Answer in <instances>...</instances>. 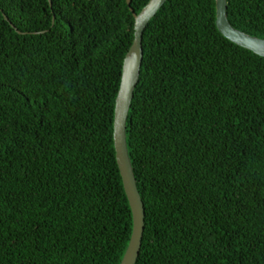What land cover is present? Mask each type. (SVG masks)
<instances>
[{
    "label": "trees",
    "instance_id": "16d2710c",
    "mask_svg": "<svg viewBox=\"0 0 264 264\" xmlns=\"http://www.w3.org/2000/svg\"><path fill=\"white\" fill-rule=\"evenodd\" d=\"M147 1L0 0V264L119 263L114 99ZM214 19V0H165L141 33L134 264H264V56ZM226 19L264 39V0H226Z\"/></svg>",
    "mask_w": 264,
    "mask_h": 264
},
{
    "label": "water",
    "instance_id": "95a60500",
    "mask_svg": "<svg viewBox=\"0 0 264 264\" xmlns=\"http://www.w3.org/2000/svg\"><path fill=\"white\" fill-rule=\"evenodd\" d=\"M165 0H148L133 16V37L121 64L118 90L114 99L112 142L114 158L131 213V231L127 246L118 264H134L143 231V204L136 188L125 144V119L132 90L137 80L141 60V33L147 21ZM129 4V0H126ZM217 30L232 43L264 56V39L249 35L232 27L226 19V0H214Z\"/></svg>",
    "mask_w": 264,
    "mask_h": 264
}]
</instances>
